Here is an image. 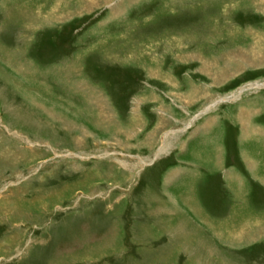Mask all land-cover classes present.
Wrapping results in <instances>:
<instances>
[{
  "label": "rangeland",
  "instance_id": "rangeland-1",
  "mask_svg": "<svg viewBox=\"0 0 264 264\" xmlns=\"http://www.w3.org/2000/svg\"><path fill=\"white\" fill-rule=\"evenodd\" d=\"M0 264H264V0H0Z\"/></svg>",
  "mask_w": 264,
  "mask_h": 264
},
{
  "label": "bare ground",
  "instance_id": "bare-ground-1",
  "mask_svg": "<svg viewBox=\"0 0 264 264\" xmlns=\"http://www.w3.org/2000/svg\"><path fill=\"white\" fill-rule=\"evenodd\" d=\"M254 1H255V0H254ZM219 2H220V1H219ZM255 8H256V6H255ZM256 10H257V9H256ZM258 10H259V9H258ZM223 14H224V13H223ZM254 166H255V165H254ZM245 232H246V231H245ZM245 232L243 231V235L245 234ZM250 234H252V233H250ZM243 235H242V236H243ZM242 236H241V237H242ZM247 237H248V236H247ZM233 238H234V237H233ZM248 238H249V237H248ZM230 239H231V238H230ZM231 241H233V240H231Z\"/></svg>",
  "mask_w": 264,
  "mask_h": 264
}]
</instances>
